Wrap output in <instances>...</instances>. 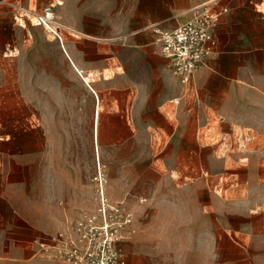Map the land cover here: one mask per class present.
<instances>
[{
	"label": "crops",
	"instance_id": "0c3cea01",
	"mask_svg": "<svg viewBox=\"0 0 264 264\" xmlns=\"http://www.w3.org/2000/svg\"><path fill=\"white\" fill-rule=\"evenodd\" d=\"M2 1L0 264H58L49 237L95 207L74 133L134 214L126 264H264V0H20L58 32ZM208 3L227 12L184 85L151 27Z\"/></svg>",
	"mask_w": 264,
	"mask_h": 264
},
{
	"label": "built area",
	"instance_id": "2783aa9c",
	"mask_svg": "<svg viewBox=\"0 0 264 264\" xmlns=\"http://www.w3.org/2000/svg\"><path fill=\"white\" fill-rule=\"evenodd\" d=\"M2 3L14 13L15 19H26L52 32L63 28L55 17L52 4L37 10L20 0ZM210 5L194 8L190 19L174 28L151 27L160 54L184 85L190 84L193 73L204 65L217 45L215 29L227 8ZM89 181L93 186L95 207L72 222L67 230L50 236L47 250L58 264H126L122 244L135 232L134 214L123 201L108 196L106 165L98 158ZM144 201L143 197L139 198L140 203Z\"/></svg>",
	"mask_w": 264,
	"mask_h": 264
},
{
	"label": "rangeland",
	"instance_id": "374dc122",
	"mask_svg": "<svg viewBox=\"0 0 264 264\" xmlns=\"http://www.w3.org/2000/svg\"><path fill=\"white\" fill-rule=\"evenodd\" d=\"M12 13H9V14L12 15ZM74 134L78 136L77 139H76V142H78L79 145H80V142H81V140H80L81 138H82L83 145L89 143L88 144L89 145V148L87 149V158L88 159H87V162L82 165V167H83V174H84V176H87V175H89V174L92 173V171L94 169L93 167H95V162H96V158H97V152H96L95 142H94V139L91 138V133H74ZM80 134L82 135V137H80L81 136ZM237 134H239V133H237ZM115 136L118 139L119 138L120 139H123L124 136H126V134L125 133H116ZM238 137H239V135H237V138ZM104 156L107 158V153H105ZM104 163L106 165V170H107V175H108V164L105 161H104ZM158 167H159V170H161V171H164L165 170L162 165H159ZM142 168H143L142 172L144 173V165H142ZM221 177L223 178V176H221ZM27 232H29V231L26 230V233ZM37 247H38V245H37Z\"/></svg>",
	"mask_w": 264,
	"mask_h": 264
}]
</instances>
